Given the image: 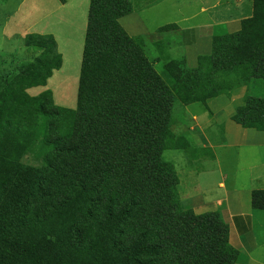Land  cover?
<instances>
[{"label":"trees","instance_id":"trees-1","mask_svg":"<svg viewBox=\"0 0 264 264\" xmlns=\"http://www.w3.org/2000/svg\"><path fill=\"white\" fill-rule=\"evenodd\" d=\"M261 1L238 32L212 39L211 54L196 68L172 62L158 73L120 25L134 12L131 3L90 0L74 111L56 107L49 91L25 93L44 86L62 65L53 36L25 37L42 57L0 96V264H236L238 251L220 214L182 207L164 152L175 146L176 105L242 87L244 105L233 121L264 132ZM165 28L176 26L158 31ZM45 149L56 154L54 183L79 188L57 196L47 213L31 214L45 196L42 176L51 168ZM29 157L42 166L26 165ZM250 205L264 211V191L254 192ZM79 223L88 232L84 244Z\"/></svg>","mask_w":264,"mask_h":264},{"label":"rangeland","instance_id":"rangeland-1","mask_svg":"<svg viewBox=\"0 0 264 264\" xmlns=\"http://www.w3.org/2000/svg\"><path fill=\"white\" fill-rule=\"evenodd\" d=\"M128 1L134 12L120 19V25L130 37L141 43L146 57L158 73L166 63L172 62L196 68L200 58L211 54L212 40L207 47L187 50L181 46L176 28L160 31L157 28L176 24L185 31L184 39L187 40L186 32L197 26L196 22L188 21V16L200 8H209L216 0H163L157 4L159 0ZM89 3L90 0H0V96L13 88L21 71L42 57L41 51L25 46V37L28 34L51 35L61 55L62 65L52 72L44 86L30 88L25 93L29 97H36L49 91L56 107L76 110ZM245 93L246 88L242 87L204 103L175 106L172 125L175 146L164 152V158L173 163L177 177L180 170L190 165L196 171L208 169L216 157H219L225 171H228V167H234L232 155L226 151L219 152V149L223 145L240 142L237 135L242 127L233 121V116L244 105ZM254 133L257 137L264 136V132L254 130ZM45 150L48 151L51 165V168L44 169L42 176L45 196L30 208L31 214L47 213L57 196L71 197L79 188L76 183L65 189L54 183L57 176L54 169L56 154ZM261 151L264 161V146ZM24 162L34 169L42 166L41 160L35 157H29ZM257 174L264 175L260 169L254 172L255 176ZM218 178H214L213 183ZM181 205L192 210L184 203ZM77 228L80 242L84 244L88 236L86 226L79 223ZM71 234L72 231L67 230L63 237L68 239Z\"/></svg>","mask_w":264,"mask_h":264},{"label":"crops","instance_id":"crops-1","mask_svg":"<svg viewBox=\"0 0 264 264\" xmlns=\"http://www.w3.org/2000/svg\"><path fill=\"white\" fill-rule=\"evenodd\" d=\"M255 1L216 0L209 8L198 9L188 16V21L196 22L197 26L186 32L187 40L184 39L185 31L176 24L164 26H176L175 31L184 49L207 47L215 36L238 32L242 22L252 18ZM260 1L257 0L258 3ZM239 130V143L218 148L219 152L226 151L232 155L234 167H228V171H225L219 157L210 162L212 165L208 169L196 171L190 165L178 172V194L180 202L195 214H220L228 227L229 244L238 251L236 264H264V211L255 210L250 205L251 195L264 191V175H254L259 169L264 174L261 157L264 136L257 137L254 130ZM218 176L217 182L213 183Z\"/></svg>","mask_w":264,"mask_h":264}]
</instances>
